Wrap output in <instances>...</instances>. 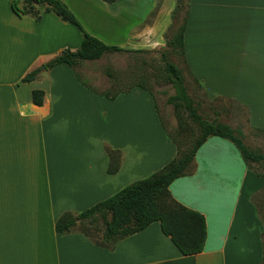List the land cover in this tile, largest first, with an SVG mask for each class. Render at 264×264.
I'll use <instances>...</instances> for the list:
<instances>
[{
    "label": "crops",
    "instance_id": "obj_1",
    "mask_svg": "<svg viewBox=\"0 0 264 264\" xmlns=\"http://www.w3.org/2000/svg\"><path fill=\"white\" fill-rule=\"evenodd\" d=\"M62 1L92 36L132 52L166 44L176 7L175 0ZM26 2L0 0V264H263L264 171L217 136L170 185L174 199L206 219L202 253L184 256L159 222L113 249L56 232L64 213L86 211L160 171L178 149L143 89L109 100L68 65L42 69L77 50L82 34L44 6L38 21L18 14L14 5ZM183 59L207 100L237 103L249 127L264 130V0H188ZM38 68L34 81L22 82ZM36 90L45 93L41 106ZM110 151L121 156L115 174Z\"/></svg>",
    "mask_w": 264,
    "mask_h": 264
},
{
    "label": "trees",
    "instance_id": "obj_2",
    "mask_svg": "<svg viewBox=\"0 0 264 264\" xmlns=\"http://www.w3.org/2000/svg\"><path fill=\"white\" fill-rule=\"evenodd\" d=\"M114 3L119 0H105ZM172 19L187 8L188 0H175ZM44 6L46 12H53L62 21L78 28L82 34V42L77 50L66 49L47 62L44 66L51 70L59 65H68L76 72L79 82L91 92L109 100H115L134 88H141L154 99L152 91L142 83H137L129 89H111L98 92L86 83H83L77 72L80 65L88 61L102 59L113 53H139L144 51H129L118 46L108 45L99 38L86 31L81 21L62 0H27L20 9L14 5V10L20 15H28L41 19L38 7ZM172 25L166 34L170 33ZM186 28V15L184 23L176 30L171 39H167V47L173 52L184 55V33ZM163 71L165 80L174 89V94L168 97L167 103L173 106L174 114L178 120L177 136L190 134L195 138L190 143H184L176 136L169 137L178 149L177 157L160 171L139 180L112 197L99 202L90 209L80 213H64L56 223V232L68 235L79 232L89 237L96 245L113 249L121 240L138 233L154 222H159L164 235L169 237L184 256L200 254L204 251L207 240V224L203 214L179 203L170 192V185L180 177L188 175L194 164L195 156L200 147L213 136L230 140L240 151L247 166L258 164L264 169V155L257 153L243 141L240 130L215 120H207L199 113L194 98L189 94L186 85L184 70L169 60L168 54L163 53ZM41 73L38 68L28 73L23 83L34 81ZM195 81V80H194ZM196 82V81H195ZM198 83V82H196ZM36 105L41 106L45 100V93L36 90L32 94ZM195 127V128H194ZM264 133V130H258ZM120 153L110 151L109 174H115L120 168ZM264 177V172L259 173ZM264 264V263H263Z\"/></svg>",
    "mask_w": 264,
    "mask_h": 264
},
{
    "label": "rangeland",
    "instance_id": "obj_3",
    "mask_svg": "<svg viewBox=\"0 0 264 264\" xmlns=\"http://www.w3.org/2000/svg\"><path fill=\"white\" fill-rule=\"evenodd\" d=\"M186 2L187 0H185ZM185 15L186 7L173 20V26L167 39H171L176 30L184 23ZM167 39L166 44L159 49L139 53L107 54L100 60L84 62L78 68V73L83 83L98 92L111 89L125 90L137 83H142L154 94L169 133L184 143H190L194 140L195 135L190 139V134L177 136L178 120L174 114L173 106L167 103L168 97L174 94V89L167 83L164 76L163 53H166L170 61L184 70L186 85L189 94L195 100L198 113L207 120L217 119L219 122L230 125L233 129L240 130L245 145L264 155V133L254 131L249 127L246 109L228 100L219 99L213 102L207 100L200 84L188 75L183 57L177 51L172 53L171 49L167 47ZM255 165L256 168H259L258 164ZM259 170L264 171V169L261 170V167ZM262 218L264 219V212Z\"/></svg>",
    "mask_w": 264,
    "mask_h": 264
},
{
    "label": "water",
    "instance_id": "obj_4",
    "mask_svg": "<svg viewBox=\"0 0 264 264\" xmlns=\"http://www.w3.org/2000/svg\"><path fill=\"white\" fill-rule=\"evenodd\" d=\"M36 2H37V0H36ZM42 69H45V66H44V68H42Z\"/></svg>",
    "mask_w": 264,
    "mask_h": 264
}]
</instances>
